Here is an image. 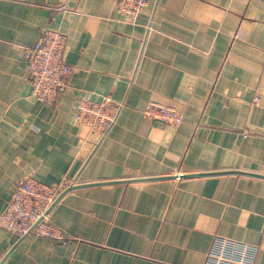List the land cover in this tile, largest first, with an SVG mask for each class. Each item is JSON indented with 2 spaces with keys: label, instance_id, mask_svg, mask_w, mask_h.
<instances>
[{
  "label": "crops",
  "instance_id": "1",
  "mask_svg": "<svg viewBox=\"0 0 264 264\" xmlns=\"http://www.w3.org/2000/svg\"><path fill=\"white\" fill-rule=\"evenodd\" d=\"M118 2L0 0V213L34 175L60 186L67 236L0 227V264H216L217 238L264 264V0H149L136 19ZM44 28L74 67L51 105L23 57ZM85 92L122 105L107 132L76 123Z\"/></svg>",
  "mask_w": 264,
  "mask_h": 264
},
{
  "label": "built area",
  "instance_id": "2",
  "mask_svg": "<svg viewBox=\"0 0 264 264\" xmlns=\"http://www.w3.org/2000/svg\"><path fill=\"white\" fill-rule=\"evenodd\" d=\"M149 0H119L118 11L138 18ZM67 35L65 32L44 28L39 38L24 47L23 57L29 70L32 93L40 102L51 105L70 84L74 67L65 58ZM122 105L111 96L92 99L88 92L80 98L75 121L90 132L105 133L116 121ZM144 115L171 125L184 121L182 110L158 101H150ZM60 197V186L47 184L34 175L16 182L14 194L0 213V227L22 237L28 233L57 241H66L60 227L51 217ZM264 238V230L262 231ZM257 248L229 238H217L209 253L216 264H253Z\"/></svg>",
  "mask_w": 264,
  "mask_h": 264
}]
</instances>
